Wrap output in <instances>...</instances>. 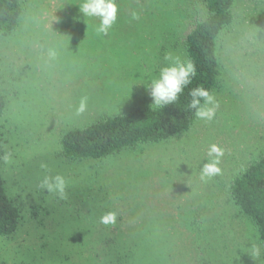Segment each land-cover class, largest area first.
Masks as SVG:
<instances>
[{"label": "rangeland", "instance_id": "obj_1", "mask_svg": "<svg viewBox=\"0 0 264 264\" xmlns=\"http://www.w3.org/2000/svg\"><path fill=\"white\" fill-rule=\"evenodd\" d=\"M81 3L21 0L18 29L0 41L1 157L11 156L0 165L21 211L16 233L0 237V264H102L94 254L116 241L117 227L128 242L134 237L127 230L142 224L163 226L149 240L166 249L168 264H199L196 248L204 236L218 253L225 243L218 264H264L261 248L252 254L253 245L260 247L255 229L237 216L225 189L264 153V0H234L233 22L218 39L220 106L212 121L198 119L167 142L100 161L63 157L62 135L155 107L147 85L171 63L166 55L186 60L184 37L204 6L201 0H117V22L104 36L96 32L99 19L80 12ZM50 47L58 52L54 61L47 58ZM84 97L87 108L77 114ZM212 144L224 149L222 172L204 181L200 171ZM57 174L67 181L65 199L39 186L45 175ZM191 211L199 221L212 220V230L180 228ZM107 212L117 214L114 225L100 222Z\"/></svg>", "mask_w": 264, "mask_h": 264}, {"label": "trees", "instance_id": "obj_2", "mask_svg": "<svg viewBox=\"0 0 264 264\" xmlns=\"http://www.w3.org/2000/svg\"><path fill=\"white\" fill-rule=\"evenodd\" d=\"M201 1L204 16L193 24L184 37L186 60L190 59L195 64L196 75L179 99L165 107L138 108L125 115L100 119L85 127L70 129L60 139L63 157L73 161H100L141 145L167 142L191 130L198 119L194 111L188 107L191 100L188 92L197 86L213 94L218 89L221 77L218 39L234 19V0ZM23 13L21 0H0V41L18 29ZM5 111V97L0 92V121ZM1 155L0 139V157ZM225 189L227 201L236 210L237 216L246 220L255 229L257 243L261 248V259L264 261V153L235 174ZM103 190L104 188L99 190L100 195L106 200L109 197L106 195L108 191ZM118 216L119 220H123L121 218L123 215ZM199 217L195 211L187 213L188 221L186 220L184 226L181 225L180 228L196 232V228L203 227L211 231L212 220L206 218L205 221V218H202L199 221ZM20 222L21 211L7 193L0 165V237L14 235ZM160 227L150 225L149 228L143 224L140 227H131L134 230L130 228L127 233H131L134 238L128 242L124 241L122 229L117 227L116 241L112 243L107 241L102 253L94 255L102 264H129L128 261L134 258H141L146 264H168L166 249L155 247L149 240L162 234ZM100 229L103 231L104 227ZM206 239L207 236H204L205 241L202 240L203 242L196 248L198 263L218 264L225 257L222 256L225 243L223 250L218 253V249L211 248ZM100 243L102 245V242Z\"/></svg>", "mask_w": 264, "mask_h": 264}, {"label": "clouds", "instance_id": "obj_3", "mask_svg": "<svg viewBox=\"0 0 264 264\" xmlns=\"http://www.w3.org/2000/svg\"><path fill=\"white\" fill-rule=\"evenodd\" d=\"M80 12L84 17L98 18L99 24L96 28L98 35L107 36L109 30L117 22L118 4L117 0H82L79 5ZM133 20L139 19V14L135 11L131 13ZM58 57L55 48L47 49V58L54 61ZM165 60L171 61L168 66L162 67L159 76L153 79L148 85L150 96L153 99L152 105L156 107H165L174 104L184 93V90L192 83L196 75L195 64L189 59L182 61L179 57H173L171 54L165 56ZM191 97L188 105L189 109L194 111V115L199 120L212 121L219 108V101L215 95L209 90L197 86L191 88L188 92ZM151 105V106H152ZM87 108V97L81 99L77 114L83 113ZM208 162L204 163L201 171V180H208L214 176L220 175L222 169L220 167L221 158L224 156V149L216 144H212L208 151ZM11 159L10 154L6 153L0 160L8 163ZM42 168L47 165L42 164ZM42 189L49 193L58 194L61 199L66 198L67 181L62 175H45L39 185ZM117 214L115 212H107L100 217V222L104 225L115 224ZM252 254L260 255V247L253 245Z\"/></svg>", "mask_w": 264, "mask_h": 264}]
</instances>
